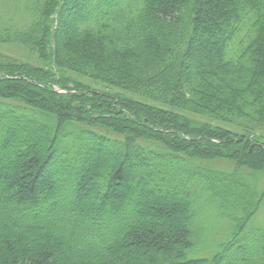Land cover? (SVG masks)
Here are the masks:
<instances>
[{"label":"trees","instance_id":"obj_1","mask_svg":"<svg viewBox=\"0 0 264 264\" xmlns=\"http://www.w3.org/2000/svg\"><path fill=\"white\" fill-rule=\"evenodd\" d=\"M263 205L264 0H0V264H264Z\"/></svg>","mask_w":264,"mask_h":264},{"label":"rangeland","instance_id":"obj_2","mask_svg":"<svg viewBox=\"0 0 264 264\" xmlns=\"http://www.w3.org/2000/svg\"><path fill=\"white\" fill-rule=\"evenodd\" d=\"M12 55L17 56V54ZM59 90L61 92H65L62 89ZM212 168L223 171L218 164L212 165ZM228 176L230 175H223V178ZM255 177L259 180L261 174L257 173ZM199 210L201 211L199 222L202 224L200 237L203 242L208 243L209 246L208 248L202 250L197 256H210L217 250V245L229 237V232L232 230L233 222L231 220L227 222L226 220L220 218L215 211L206 205H201ZM245 223H247L246 228L251 227L264 231V205ZM197 249L198 248L196 247V250Z\"/></svg>","mask_w":264,"mask_h":264},{"label":"bare ground","instance_id":"obj_3","mask_svg":"<svg viewBox=\"0 0 264 264\" xmlns=\"http://www.w3.org/2000/svg\"><path fill=\"white\" fill-rule=\"evenodd\" d=\"M60 93H62V92H60Z\"/></svg>","mask_w":264,"mask_h":264}]
</instances>
